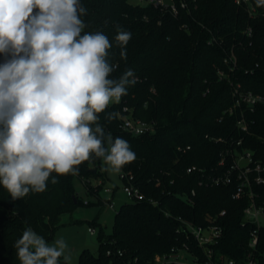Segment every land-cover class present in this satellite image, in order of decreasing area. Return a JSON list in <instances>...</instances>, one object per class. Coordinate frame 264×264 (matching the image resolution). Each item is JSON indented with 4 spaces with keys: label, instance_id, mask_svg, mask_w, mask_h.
<instances>
[{
    "label": "trees",
    "instance_id": "trees-1",
    "mask_svg": "<svg viewBox=\"0 0 264 264\" xmlns=\"http://www.w3.org/2000/svg\"><path fill=\"white\" fill-rule=\"evenodd\" d=\"M237 1L166 0L168 8H163L150 0H81L88 9L82 17L85 31L103 32L113 42L108 60L118 67L110 78L118 79L127 69L138 78L119 104L100 114L98 123L105 134L129 143L136 158L121 172L135 177L146 200L123 204L109 235L92 223V228L98 227L99 253L83 251L80 264H128L134 259L155 264L156 257L170 255L173 249L183 251L185 245L204 262L196 241L181 230L180 218L197 226L215 223L223 228L213 248L215 261L243 264L251 256L264 264V227L257 246L250 247L255 226L244 217L250 199L233 198L236 182L208 183L210 175L223 171L218 163L228 149L248 150L256 161H264V105L246 114L247 133L238 128L239 112L228 114L235 85L264 96V7H258L256 0ZM172 3L176 15L169 7ZM118 27L131 33L126 59H121L115 44ZM4 59L0 54V63ZM124 108L132 109L135 118L154 123L155 132L125 133L120 128ZM111 113L116 115L110 120ZM218 138L222 141H215ZM187 146L191 150L178 151ZM231 162L227 157V165ZM191 166L206 170L205 174H187ZM102 167V159L93 158L79 166L77 175L58 176L55 184L50 177L44 192L16 200L0 186V264H19L14 244L29 227L48 243L53 241L62 226L61 216L82 204L75 180L92 193L91 177L106 182ZM193 189L197 193L191 205L184 197ZM253 191L257 204L264 205V185L253 186Z\"/></svg>",
    "mask_w": 264,
    "mask_h": 264
},
{
    "label": "clouds",
    "instance_id": "clouds-1",
    "mask_svg": "<svg viewBox=\"0 0 264 264\" xmlns=\"http://www.w3.org/2000/svg\"><path fill=\"white\" fill-rule=\"evenodd\" d=\"M87 13L81 0H0V186L13 200L44 192L50 177L55 184L77 175L93 158L113 173L136 158L98 121L138 78L132 69L110 78L118 67L108 60L113 42L85 31ZM130 39L117 28L121 59ZM14 247L19 264H61V257L70 264L62 237L49 244L30 227Z\"/></svg>",
    "mask_w": 264,
    "mask_h": 264
},
{
    "label": "built area",
    "instance_id": "built-area-1",
    "mask_svg": "<svg viewBox=\"0 0 264 264\" xmlns=\"http://www.w3.org/2000/svg\"><path fill=\"white\" fill-rule=\"evenodd\" d=\"M244 1L247 2V0ZM150 2L159 5V7L168 8L166 0H150ZM237 3L239 4L240 0H238ZM169 7L176 15L178 12L176 6L172 3ZM220 74L223 75V73ZM233 89L234 105L228 110V114L234 115L239 112L237 122L238 128L242 132L247 133L249 126L246 114L253 113L259 105H264V96L251 91H245L242 89L240 84L235 85ZM120 128L125 133L132 136H142L155 132L154 123L135 118L133 110L129 108L123 109ZM138 129L139 131H137ZM206 138H208V135ZM215 141H222V139L218 138L215 139ZM237 145H241V141H239ZM189 150H191V146H187L185 148L178 147V151L182 153H186ZM229 156L232 157V162L230 165H227V157ZM218 167L223 168V171L212 176L210 175L208 183L229 186L236 182L237 189L233 198L240 199L242 197H248L250 199L248 207L244 210V217L246 223L255 226V229L251 233L250 241V247L255 248L259 240V231L264 227V205L257 204V195L253 191V186L264 185V161H256L253 153L248 150L233 152L228 149L222 154ZM205 171L206 170L198 168L197 166H191L186 170L187 174L201 173L202 175L205 174ZM120 179L122 181V191L130 202L138 203L146 200L145 194L136 185L135 177L132 174L120 172ZM199 184L202 185L203 182H200ZM103 187L104 183L101 180L98 185L92 186L93 194L99 201L101 200L104 208L107 207L114 210L116 207L114 203L115 192L111 188H105L106 194L110 197L108 199H102L100 197V192L103 190ZM196 193V190L193 189L191 191V196L187 195L184 197L185 201L192 205L194 203L192 197H195ZM150 202L154 204L157 203L152 199H150ZM84 204L89 205L88 202H85ZM225 214L226 212L222 211L220 216H224ZM179 221L182 223L181 230L196 241L206 258V260L201 263L199 262L198 256L193 254V264H238L234 260L230 259H223L222 262L215 261L213 248L219 243L223 235V228L220 225L211 223L206 226H197L192 222L181 218ZM90 231L94 233L93 228H91ZM183 251H189V247L185 245ZM180 252L182 251L173 249L170 255L156 257L155 264H182L180 263ZM108 255H110V252H108ZM119 255L123 256V252H119ZM128 264H139V262L138 259H134L130 260ZM243 264L257 263L253 258H251V256H249Z\"/></svg>",
    "mask_w": 264,
    "mask_h": 264
},
{
    "label": "rangeland",
    "instance_id": "rangeland-1",
    "mask_svg": "<svg viewBox=\"0 0 264 264\" xmlns=\"http://www.w3.org/2000/svg\"><path fill=\"white\" fill-rule=\"evenodd\" d=\"M114 104V103H113ZM106 167L100 170L106 176V182L103 190L100 192L102 199H108L110 196L106 194L105 188H111L114 194L115 209L103 207L98 198L88 191V188L80 179L74 182L75 190L82 204L75 206L70 212H65L61 216L62 226L56 233L55 239L49 244L53 243L58 238H63L68 246L66 255L71 256L70 264H80V257L83 251L88 250L93 255L99 253V242L97 239L98 227L93 228L94 233L90 231L92 223L100 224L105 234H111L114 230L115 217L121 206L129 199L122 191V181L120 179V172L113 173L104 171ZM91 186H96L101 181L100 177H91ZM88 202L90 205L84 204ZM180 263L193 264L194 255L189 251H182L180 254ZM64 262V261H63Z\"/></svg>",
    "mask_w": 264,
    "mask_h": 264
},
{
    "label": "water",
    "instance_id": "water-1",
    "mask_svg": "<svg viewBox=\"0 0 264 264\" xmlns=\"http://www.w3.org/2000/svg\"><path fill=\"white\" fill-rule=\"evenodd\" d=\"M93 172H94V173H96V172H97V170H93ZM63 264H64V263H63Z\"/></svg>",
    "mask_w": 264,
    "mask_h": 264
},
{
    "label": "crops",
    "instance_id": "crops-1",
    "mask_svg": "<svg viewBox=\"0 0 264 264\" xmlns=\"http://www.w3.org/2000/svg\"><path fill=\"white\" fill-rule=\"evenodd\" d=\"M181 253V252H180Z\"/></svg>",
    "mask_w": 264,
    "mask_h": 264
}]
</instances>
